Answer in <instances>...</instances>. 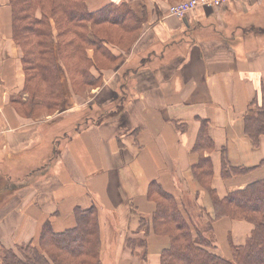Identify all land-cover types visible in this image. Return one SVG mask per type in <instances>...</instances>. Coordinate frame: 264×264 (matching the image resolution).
<instances>
[{"label": "crops", "instance_id": "0c3cea01", "mask_svg": "<svg viewBox=\"0 0 264 264\" xmlns=\"http://www.w3.org/2000/svg\"><path fill=\"white\" fill-rule=\"evenodd\" d=\"M181 1L87 0L90 11L126 4L134 13L135 28L127 30L135 31L133 42L112 46L122 61L104 77L115 96L122 84L120 98L127 102L121 118L84 128L73 121L65 139L58 135L70 130L64 118H79L91 101L43 119L22 113L18 99H27L22 51L13 40L9 0H0V161L9 165L0 178L24 181L3 189L15 201L0 219V245L14 249L32 242L47 222L57 232L74 227L76 208L99 203L108 224L115 220L123 229L113 260L108 249L106 258L131 264L140 258L122 243L128 231L140 227V218L150 220L157 210L147 198L151 183L175 197L183 214L202 207L213 220L209 189L224 199L264 178V132L256 143L246 133L247 119L264 112V0H229L170 16L171 5ZM133 130L137 136L127 137ZM128 131L121 144V133ZM201 134L210 143L199 146ZM224 159L253 170L224 179ZM190 200L193 207H187ZM252 229L227 217L214 220L219 254L232 242L243 244ZM147 238L148 264H160L169 239L155 233Z\"/></svg>", "mask_w": 264, "mask_h": 264}, {"label": "trees", "instance_id": "16d2710c", "mask_svg": "<svg viewBox=\"0 0 264 264\" xmlns=\"http://www.w3.org/2000/svg\"><path fill=\"white\" fill-rule=\"evenodd\" d=\"M9 5L13 40L22 51L27 99L23 102L20 97L18 103L25 112L28 108L43 109L47 113L59 110L64 98L63 63L69 59L77 79L81 77L92 89L100 83L101 78L90 73L91 69L101 67L95 56L110 63L115 58L105 47L112 41L98 36L95 29L117 26L128 34L135 33L127 31L135 28V16L126 4L108 5L99 11H90L87 0H9ZM66 38L70 39L63 44ZM80 41L87 46L86 50L81 49ZM89 51L94 52L93 58ZM64 52H67L65 58ZM64 65L68 69V65ZM72 83H76L74 79ZM29 113L31 117L35 115L33 111ZM263 132L264 112L247 119L246 133L255 143ZM200 141L199 146L210 143L203 134ZM202 162L205 164L207 160L202 159ZM260 168H264V160ZM252 170L233 167L224 159L222 176L229 179ZM209 191L213 196L215 218L251 221L255 225L253 236L245 246L233 249L232 260L209 252L205 249L209 243L203 235L196 238L192 234V226L185 220L176 198L159 187L157 192L164 202H156L155 233L169 239V248L162 252L161 264H264V178L229 193L224 199L217 198L213 190ZM74 217L76 225L62 232L55 231L49 222L45 223L38 242L17 246L19 255L0 245V264H99L101 241L95 210L76 208Z\"/></svg>", "mask_w": 264, "mask_h": 264}, {"label": "rangeland", "instance_id": "374dc122", "mask_svg": "<svg viewBox=\"0 0 264 264\" xmlns=\"http://www.w3.org/2000/svg\"><path fill=\"white\" fill-rule=\"evenodd\" d=\"M184 1L175 3L174 5H171V6H177ZM95 30H96V34L98 36H100L101 38H107V39L112 41V44L110 43V44L106 45L105 47L107 49L106 52L115 58L114 59L115 61L110 63L109 61L104 60L102 57H98L97 55L95 56L97 63L101 67L99 69H91L90 73H91V75H93L97 78L100 77L101 78L100 83L97 84V86H95L92 89L83 82L84 80L82 81L81 77H79V79H77V76L74 74V67L72 65V61H71V59H69L67 61V63L65 61L63 63V66H64L63 70L64 71H62L63 73L61 74V76H63L65 81L67 80V82L62 83L64 98L60 104V108L58 111H56L54 113L53 112L47 113L43 109L41 110V109H29L28 108V110H27L28 113H27V112H25V109L20 107L23 110L22 113L24 115H26L27 117L30 118L31 115H29L30 114L29 111H33V112H35V115L31 118L43 119L47 115H53L57 112H61V110L63 108L64 109L72 108V107L78 108L77 106L81 107V106H83L84 103H86L90 100L91 101L90 104L85 105V107H83V108L81 107V109H83V110L81 111L79 118H76L77 117L76 116L74 118L72 117L73 118L72 119L71 115L69 117L64 118V119H66V121L70 120V123H71L70 128H69L70 130L65 131L63 134L61 132L60 133L58 132V135H61L63 138L65 137V139L72 132L71 128H72V122L73 121L76 122V120H78L79 124H80L79 126L81 128H84V127H87L88 125L95 124V123L97 124L98 122H103V121L109 120L110 118H113V117H114V119L121 118L119 116V114L122 111V109L125 107V103L127 102V101L124 102L125 100L123 101L124 97L122 99L120 98L121 97L120 92L123 90H126L124 88H120V86H122V84L116 82V83H118L117 88H118L119 94H117L115 96V94L111 91V85L105 86L104 77H108L110 75L111 71L116 70V68H118L117 63L119 65V63L122 61V60L120 61V58L118 56H116L115 53L111 52L112 46L129 47L131 42H133L134 36H133V34L129 35L127 32H124L121 28H118L117 26H103V27H101L99 29L97 28ZM68 39H70V38L63 39V41H62L63 44H66L68 42ZM80 46H81V49H83V50H86V48H87V46L82 41H80ZM92 53L94 56V52H92ZM63 56H64V58L67 57V52H64ZM74 61L75 60H73V64H74ZM64 64L68 65V69H66ZM68 70H70V73L68 72ZM126 72H128V71L126 69H124L122 71L121 75L125 76ZM72 78L74 79V82H76V83H74V84L72 83V81H73ZM77 101H79V103H77ZM91 107H92V110H89V108H91ZM37 110H40V111H37ZM74 122H73V125H74ZM129 132L130 131L121 133V138H120L121 144H122V140L125 139L124 137H122V135L129 133ZM138 132H139L138 130H133V131H131V133L127 134L128 135L127 137H129V136L136 137ZM139 146L140 145L137 143L136 147L141 150L142 148ZM194 150H198V149H194ZM53 157H55V156L53 155L52 158ZM55 158H57V157H55ZM52 160L53 159H51V161ZM201 163H202V161H201ZM8 167H9V165L6 162L0 161V172L3 176L8 173V170H9ZM29 174H31V173H29ZM22 182H24V181H22L20 179H17V180L13 179L12 182L10 184H8L7 181H5V179L2 177V178H0V190L7 188L8 185H10V187L12 186L11 188H19L21 186L20 183H22ZM31 182L33 183L32 184L33 187L37 183L35 181L34 182L28 181V183H31ZM125 183H127V181H125ZM159 187L161 188V190L164 193L168 194L167 192H165L163 190V188L161 187V185L159 183L154 182V183H151V185L149 186L147 198L149 201H153L154 203L159 201L162 204L164 202L162 200L163 197L160 193L157 192V189ZM3 191H0V219H1V217L7 215L8 209L14 204V201H15L14 200L15 196L11 195L12 197H10V195L8 194L7 191H4V192ZM168 195H170V194H168ZM122 198L125 201L127 199V195H124V197H122ZM126 205H128V203H126ZM178 205H179V203H178ZM189 205H191V207H193V205L191 204V200L189 202H187V207H189ZM179 208H180V206H179ZM90 209L95 210V216H96L95 220L97 218V222H98L97 231H98V235L100 236V241H101L99 264H110L109 262H111V261H109L108 258H106V252L105 251L107 249L109 250V252L112 255L111 260H113V255H114L113 252H114V249L116 250L119 235L122 233L123 229L121 227V224H119V222L117 224L115 220H112V221L110 220L111 222H110V224H108L107 220H105V217H103V213L101 211V205L99 203H98V205L93 204L92 206H90L89 208H85L84 210H90ZM198 209H201L202 211H198ZM155 214L156 213H154V215L151 217L150 220H148L146 217L140 218L139 219L140 227L134 231L130 230V231H128V233H126V235H124V239H126V242L124 241V243H122L123 249L126 250L127 252H129V251L131 253L133 252V256H138L140 258V261L136 258L134 260H131V264H148L149 263V260H148V246L149 245H147V243H148L147 237L156 232L155 222H154ZM182 214H183V212H182ZM183 215H184V218L187 221V223L190 226H192V230H193L192 234H195L196 238H198L202 234L204 239L208 241L209 246H206L205 249L208 250L209 252L213 253V254L220 256L223 259H226V260H232L233 249L236 247L245 246L248 243V241L251 239V237L253 236V233L255 231V225L251 221H248L245 219L236 220V221H239L241 223L250 224L251 226H253V229L243 244L235 245L232 242V243H230L228 250H227V248L225 251L222 250L221 251L222 255H220L218 252L217 244H214L215 240H214L213 222H214V220H217V219L216 218L213 220L209 219V213H207L202 207L196 208V211L194 212L193 215L189 212V210L184 211ZM147 225H148V228H147ZM142 231H143V233H142ZM60 232H62V231H60ZM40 233H41V231H40ZM38 237H37V239L33 240L34 243H35V241L38 242ZM20 245H22V244H20ZM17 246L12 250H14L19 255V252L17 251ZM168 248H169V245H167L166 249H168ZM179 258L182 259V256ZM121 261H123V260H121Z\"/></svg>", "mask_w": 264, "mask_h": 264}, {"label": "built area", "instance_id": "2783aa9c", "mask_svg": "<svg viewBox=\"0 0 264 264\" xmlns=\"http://www.w3.org/2000/svg\"><path fill=\"white\" fill-rule=\"evenodd\" d=\"M229 0H185L177 6H171L169 8L170 16L183 17L187 12L198 7H212L222 3H226Z\"/></svg>", "mask_w": 264, "mask_h": 264}]
</instances>
